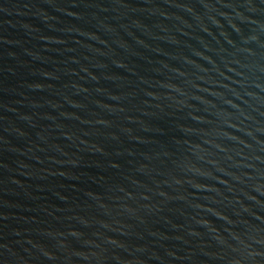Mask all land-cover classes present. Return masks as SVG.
Segmentation results:
<instances>
[{
	"label": "water",
	"instance_id": "95a60500",
	"mask_svg": "<svg viewBox=\"0 0 264 264\" xmlns=\"http://www.w3.org/2000/svg\"><path fill=\"white\" fill-rule=\"evenodd\" d=\"M0 264H264V0H0Z\"/></svg>",
	"mask_w": 264,
	"mask_h": 264
}]
</instances>
